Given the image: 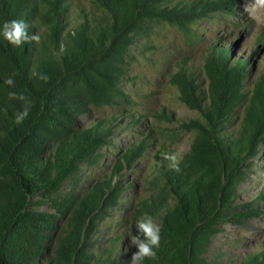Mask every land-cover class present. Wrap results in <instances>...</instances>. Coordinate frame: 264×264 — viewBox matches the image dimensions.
Segmentation results:
<instances>
[{"label":"trees","instance_id":"16d2710c","mask_svg":"<svg viewBox=\"0 0 264 264\" xmlns=\"http://www.w3.org/2000/svg\"><path fill=\"white\" fill-rule=\"evenodd\" d=\"M240 2L0 0V25L40 37L0 36V264H131L143 217L161 229L143 264H264V244L212 254L223 225L264 214V190L243 195L264 182V67L255 77L253 54L233 57L222 36L199 65L182 61L167 86L192 117L157 107L139 70L165 24L199 46L203 24L237 20Z\"/></svg>","mask_w":264,"mask_h":264},{"label":"rangeland","instance_id":"374dc122","mask_svg":"<svg viewBox=\"0 0 264 264\" xmlns=\"http://www.w3.org/2000/svg\"><path fill=\"white\" fill-rule=\"evenodd\" d=\"M254 6L255 11H250ZM237 10L239 13L237 20L232 18L225 24L204 23L201 28V32H204V40L199 46L192 45L185 35L173 26L165 24L159 30V41L163 48L158 53L153 54L154 59L143 60L139 67L140 72L145 76L144 81L150 86L149 88L159 91L157 107L169 105L179 115L195 116V112L171 102L175 89L167 86V80L172 70L188 57L195 65H199L204 49L217 42L221 36L226 43L234 42V48L231 52L233 57H245L253 54L251 60L252 74L255 77L258 75V72L264 67V37L260 43L258 41L259 33H264V7L256 5V0H241ZM233 21L239 22L238 28L233 24ZM212 31H216L217 34L212 36ZM79 121L81 124H87L89 119L81 117ZM185 139L181 151L186 150L189 146V136ZM261 157L258 158L257 164L260 163ZM260 176L264 177V163L257 177ZM246 184L248 193H243L244 197L264 190V182L258 181V178L247 181ZM260 206L264 208V198ZM39 209L51 210L45 204L40 205ZM222 229V233L214 241L212 254L220 253L224 259L231 257L241 259L250 251L259 250L264 244V214L260 217L251 218L243 226L225 224ZM239 237L245 239L241 244L236 242ZM225 242L226 244L223 245ZM131 248V244L130 246L127 245L128 250Z\"/></svg>","mask_w":264,"mask_h":264},{"label":"clouds","instance_id":"9594fccd","mask_svg":"<svg viewBox=\"0 0 264 264\" xmlns=\"http://www.w3.org/2000/svg\"><path fill=\"white\" fill-rule=\"evenodd\" d=\"M256 5L264 7V0H256ZM255 11V6L250 9ZM28 25L23 20H12L0 25V36L7 40L11 45L20 47L29 41H38V35H29ZM6 83L11 84L9 79ZM175 161V157H169ZM179 171V168H176ZM137 233L130 237V244L137 248L131 257V264H143L145 258L156 259L157 250L160 247V227L153 222L150 217H143L135 223Z\"/></svg>","mask_w":264,"mask_h":264}]
</instances>
